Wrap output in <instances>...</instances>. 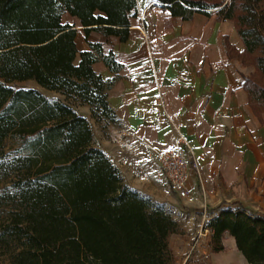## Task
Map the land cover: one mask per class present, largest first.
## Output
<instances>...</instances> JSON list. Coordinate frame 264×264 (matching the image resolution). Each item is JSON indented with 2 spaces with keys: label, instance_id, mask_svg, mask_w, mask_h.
I'll return each instance as SVG.
<instances>
[{
  "label": "trees",
  "instance_id": "obj_1",
  "mask_svg": "<svg viewBox=\"0 0 264 264\" xmlns=\"http://www.w3.org/2000/svg\"><path fill=\"white\" fill-rule=\"evenodd\" d=\"M155 2L183 21L213 11L217 19L231 20L244 45L235 56L242 63L250 57L255 67L243 87L252 103L264 105V0ZM64 13L77 18L86 35L94 31L124 43L136 0H0V156L12 135L27 143L23 155L0 160V167L26 174L19 192L24 218L14 219L1 237L2 247L13 246L7 264H174L168 238L178 233L177 222L126 186L70 104H87L94 116L117 123L106 93L113 82L93 71L91 52L78 51ZM91 49L111 71L120 69L99 46ZM26 81L41 89L10 87ZM42 91L65 99L50 101ZM235 205L218 209L205 224L211 251H224L222 242L231 237L247 264H264V218Z\"/></svg>",
  "mask_w": 264,
  "mask_h": 264
},
{
  "label": "crops",
  "instance_id": "obj_2",
  "mask_svg": "<svg viewBox=\"0 0 264 264\" xmlns=\"http://www.w3.org/2000/svg\"><path fill=\"white\" fill-rule=\"evenodd\" d=\"M215 12L183 21L155 0H136L124 43L94 31L86 35L77 18L62 15V23L76 31L78 51L95 57L93 71L113 82L106 93L117 123L110 124L115 143L107 147V156L128 188L168 212L179 204L183 210L171 216L184 220L188 231L194 222L204 230L218 209H236L233 204L264 218V105L252 103L243 87L253 70L235 56L244 45L234 23L217 19ZM91 45L99 46L102 56L111 55L120 69L111 71ZM34 84L31 89H41ZM159 92L165 111L155 99ZM178 134L196 165L185 199L170 192L154 161L173 147ZM204 231L209 249L211 233ZM225 240L232 252L217 253L214 264H247L234 239Z\"/></svg>",
  "mask_w": 264,
  "mask_h": 264
},
{
  "label": "rangeland",
  "instance_id": "obj_3",
  "mask_svg": "<svg viewBox=\"0 0 264 264\" xmlns=\"http://www.w3.org/2000/svg\"><path fill=\"white\" fill-rule=\"evenodd\" d=\"M218 1L223 2L224 5L229 3V0ZM237 59L243 66L251 67L253 70L252 73L246 78L250 77L255 73V67L252 65V59L250 57L246 58V60H243V63L242 60H240L238 57ZM259 83L264 86L263 81H260ZM10 87L15 90L37 88L34 82L32 81L14 82L10 84ZM42 92L50 101H64L65 99L62 94L57 92ZM70 104L77 114L86 118L92 132L94 145L101 149L107 156V147H114L113 145L115 143V140L112 137V132L110 131V124H115L108 122L106 119L98 117L97 113H95L96 115L94 116V110L91 106L87 104L72 101L70 102ZM26 146L27 143L23 137L13 135L8 137L3 143V154L0 156L1 162H4L6 164L7 162L9 163L11 160H13V158L23 155V150ZM108 158L119 171L118 167L116 166V162L113 160V158ZM126 163L128 164L129 162ZM9 166L0 167V264H7L9 251H11V248H13V246L10 249L2 247L1 237L4 235L5 232H9V230L12 229L14 219L24 218L25 211V207L19 199V192L22 191V185L26 182V174L24 171L13 170L11 168L9 169ZM151 201L155 207L162 208L160 204L154 202L152 199ZM172 208L173 209L170 212L166 211L164 208L162 209L166 211L170 216L171 214L174 215V210H183V208H181L179 204L173 205ZM253 213L257 214L258 212ZM171 217L177 222L179 226L178 233L173 234L168 238L169 248L173 257L174 264H214L215 261L218 259V254H214L212 253L210 248L208 249V237H206L207 232L202 229H198L196 222H194L191 231H188L186 228H188L189 225L184 224V220H181L183 221L181 222L179 221V217ZM223 243L225 253H231L232 249L230 245L226 242V240L223 241ZM232 258L236 259L235 257ZM232 258L229 259L233 260ZM236 261L237 260H235V262ZM236 263L245 264L238 262Z\"/></svg>",
  "mask_w": 264,
  "mask_h": 264
},
{
  "label": "built area",
  "instance_id": "obj_4",
  "mask_svg": "<svg viewBox=\"0 0 264 264\" xmlns=\"http://www.w3.org/2000/svg\"><path fill=\"white\" fill-rule=\"evenodd\" d=\"M155 99L165 111L160 92L156 95ZM189 149L190 147L186 139L181 134H178L173 147L154 158L155 164L160 168L170 192L179 199L187 198L189 172L191 168H196V165L190 160Z\"/></svg>",
  "mask_w": 264,
  "mask_h": 264
}]
</instances>
